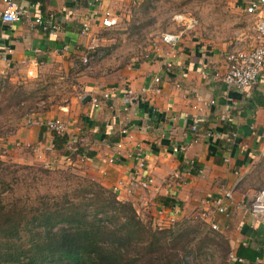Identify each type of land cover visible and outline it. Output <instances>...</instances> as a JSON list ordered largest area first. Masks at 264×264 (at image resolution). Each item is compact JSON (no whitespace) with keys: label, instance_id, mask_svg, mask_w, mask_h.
<instances>
[{"label":"crops","instance_id":"1","mask_svg":"<svg viewBox=\"0 0 264 264\" xmlns=\"http://www.w3.org/2000/svg\"><path fill=\"white\" fill-rule=\"evenodd\" d=\"M13 1L19 20L0 18V73L46 82L49 72L95 65L92 46L108 29L101 17L106 11L114 15L115 4L124 0ZM250 1L235 4L231 32L201 28L194 17V29L175 30L180 34L176 43L160 39L149 58L93 73L80 80L81 91L66 103L32 112L37 123H18L8 139L16 162L40 159L48 166L57 162L62 168H83L84 175L115 187L118 199L150 215L156 226L200 216L207 228L218 226L212 229L223 236L228 253L236 255L241 246L259 252L254 260L242 257L239 264H264V222L249 211L251 200L264 189V178L255 171L264 159V72L242 91L222 80L226 54L259 42L256 22L264 17V5L249 13ZM4 8L0 0V10ZM38 16L59 28H44L35 22ZM84 23L90 27L87 34L81 33ZM85 96L90 100L83 101ZM50 119L66 124L69 142L63 150L71 156L52 147V131L44 125ZM194 119L196 132L191 130ZM227 125L230 131H225ZM76 141L93 150L94 157L76 155ZM30 145L35 153L23 152ZM138 158L144 167L138 166ZM148 177L153 181L144 188L140 182ZM228 191L231 198L224 197ZM218 198L224 212L217 210Z\"/></svg>","mask_w":264,"mask_h":264},{"label":"trees","instance_id":"2","mask_svg":"<svg viewBox=\"0 0 264 264\" xmlns=\"http://www.w3.org/2000/svg\"><path fill=\"white\" fill-rule=\"evenodd\" d=\"M68 142L66 133L52 131L53 148L63 150ZM73 147L82 158L95 155L80 141ZM52 173L47 166L0 159V264H224L229 254L223 236L204 231V222L153 225L88 176L60 170L59 184L40 190ZM258 255L243 246L236 252L250 260Z\"/></svg>","mask_w":264,"mask_h":264},{"label":"rangeland","instance_id":"3","mask_svg":"<svg viewBox=\"0 0 264 264\" xmlns=\"http://www.w3.org/2000/svg\"><path fill=\"white\" fill-rule=\"evenodd\" d=\"M237 2L241 0H124L120 5L115 4L117 7H114L116 13L113 17L116 19V24L101 32L100 40L94 49L96 54L92 53L95 55L94 60L89 56L86 57L93 60L94 66L60 72L52 71L47 75L46 82L14 72L0 73V159L21 165L49 167L53 173L42 180V183L46 182L45 185H39L40 190L43 191L49 183L59 184V180L63 179L58 173L60 170H68L81 178H86L83 168L75 166L62 168L57 162L48 166V163L40 159H30L31 163L16 162L17 159L13 157L10 148L12 144L8 143L16 125L30 118L32 112H43L50 109L51 105L66 103L81 89L80 80H87L89 75L93 73L100 75L111 69L149 58L163 33L179 29L173 21L174 15L178 13L195 17L201 28H210L217 34L231 32L236 27L234 6ZM78 61L85 64L77 59ZM32 148V145L24 146L23 152L26 149L31 154L35 153ZM260 162L255 171L257 177L264 178V159L261 164ZM20 173L22 171L17 172V175ZM139 215L145 221H152V217L144 212L139 211ZM183 219L191 223L202 221L200 216L191 218L188 215ZM205 230H207L206 226ZM216 261L219 262L220 258Z\"/></svg>","mask_w":264,"mask_h":264},{"label":"built area","instance_id":"4","mask_svg":"<svg viewBox=\"0 0 264 264\" xmlns=\"http://www.w3.org/2000/svg\"><path fill=\"white\" fill-rule=\"evenodd\" d=\"M5 3V8L0 10V18L5 22H15L19 20V11L18 6L13 0H2ZM264 5V0H251L247 6V12L255 13L262 10ZM173 21L177 26H181L183 30L194 29L197 26V20L184 13H178L174 15ZM35 22L43 26L44 28L58 29L59 26L50 20H43L40 16L35 18ZM116 24V19L111 13L106 11L101 17V25L103 27H112ZM256 29L258 31L259 42L255 44L250 49H233L228 52L225 56L227 69L224 75L222 76L223 82L235 90L242 91L246 90L250 86L254 85L262 72H264V17L258 18L256 22ZM90 31L88 23H84L81 28V33L87 34ZM179 33L175 31L165 32L161 35V40L168 44L176 43L179 39ZM262 39V40H261ZM95 48V45L92 46ZM159 78H155V81H158ZM157 90V89H156ZM131 93V90H127V95ZM105 96H107L105 94ZM27 124L37 123V120L33 118H27ZM196 119L193 120L191 125V130L196 132L197 130ZM45 127L51 131L57 133H64L66 129V124L60 119H50L44 123ZM123 133L126 132V129L122 130ZM174 151H178L179 148L175 147ZM140 168L144 167L143 158H138L137 162ZM153 179L151 177L143 178L140 184L142 187L146 188L152 183ZM114 187V192H115ZM225 198H231V193L228 191L224 194ZM217 210L219 212H224L226 207L222 203L221 198L215 200ZM250 213L257 218L260 222H264V189L259 190L254 198L249 203ZM161 214V210H159ZM160 227V226H159ZM213 229H218L216 224H211ZM243 262L241 257H237L234 253L230 252L225 259L224 264H232L233 262Z\"/></svg>","mask_w":264,"mask_h":264},{"label":"water","instance_id":"5","mask_svg":"<svg viewBox=\"0 0 264 264\" xmlns=\"http://www.w3.org/2000/svg\"><path fill=\"white\" fill-rule=\"evenodd\" d=\"M88 100H90V96H85L83 99V101H88Z\"/></svg>","mask_w":264,"mask_h":264}]
</instances>
